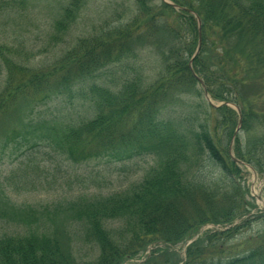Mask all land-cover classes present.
<instances>
[{"label": "trees", "instance_id": "16d2710c", "mask_svg": "<svg viewBox=\"0 0 264 264\" xmlns=\"http://www.w3.org/2000/svg\"><path fill=\"white\" fill-rule=\"evenodd\" d=\"M168 1L171 4L164 1L149 15L151 19L161 17L173 43L153 82H146L144 66H132L129 46L140 28L130 24L105 22L88 38L78 40L73 49L62 50L45 63L32 62L35 56L21 47L0 46V117L18 114L21 126L0 138V151L11 147L30 159L33 151L38 156L42 148V157L58 156L73 165L126 162L144 156L153 161L143 180L131 188L107 197L81 198L66 208L51 205L53 211L50 206L13 205L0 175V221L28 228L23 234L0 237V264H124L152 245L187 244L198 234V227L208 223L226 230L200 236L186 248L183 264H264V234L248 236L237 248L228 245L252 220L248 216L233 226L235 218L250 212L238 184L242 175L238 162L264 175V114L249 102L243 103L246 79L232 64L231 44L247 31L264 46V0ZM24 2L4 6L2 19ZM81 2L71 0L66 6L54 24L49 45L64 41L78 19ZM139 3L145 7L142 0ZM226 4L236 6L242 18L223 14ZM167 11L174 14L173 21L167 19ZM147 22L143 30H148ZM116 68L123 74L110 80L108 74ZM198 86L202 96L206 90L209 99L221 105L212 106L205 97L198 107L201 111L180 107L166 115L172 91ZM78 99L74 107L71 100ZM54 101L63 107L49 118H39L37 110ZM230 104L241 111L237 134L239 118ZM254 121L259 123L254 126ZM41 164L40 160L34 164L33 175ZM211 170L231 183L230 192L205 178ZM189 208L196 213L186 212ZM60 209L67 210L70 225L81 227L80 240L98 248L94 262L80 263L69 242L50 231L51 212L57 214Z\"/></svg>", "mask_w": 264, "mask_h": 264}, {"label": "rangeland", "instance_id": "374dc122", "mask_svg": "<svg viewBox=\"0 0 264 264\" xmlns=\"http://www.w3.org/2000/svg\"><path fill=\"white\" fill-rule=\"evenodd\" d=\"M12 1L19 2L20 0H0V46L5 45L14 49L21 47L28 55L33 54L35 56L32 60L35 63L50 62L54 59L55 54L59 56L60 51L63 50L64 53L71 48L73 49L78 40L88 38L95 28L99 30L105 22L114 23V25L130 24L133 25L132 27L140 28L139 31H136L135 37L130 42L131 46H129L132 52L130 54L133 55L131 60L133 65L132 63L131 65L134 67L137 65L144 66L146 82H153L163 68V58L168 55L170 46L173 45L168 31L164 28V21H160L161 17L158 20L150 17L155 14V10L164 1L171 4L168 0H142L145 5L144 8L139 0H82L81 10L77 14L78 19L70 28L69 34L64 37V41L56 45H49V40L55 33L54 24L63 17L64 9L71 0H24L23 6L17 5L14 14L10 16L5 13L10 17L2 19V8L8 7ZM176 11L178 12V10ZM222 12L228 16L241 17L238 8L230 4L224 5ZM165 15H167V19L173 21L174 14L167 11ZM146 19L148 30H143L141 26H144ZM201 45L202 41L195 48L196 55ZM231 49V56L235 55L231 59L233 60L232 64L238 66V71L243 72L244 79H246L241 91L243 103L249 102L252 108L264 114V46L260 38H256L245 31L236 36L235 41L231 44ZM227 64L230 68L231 63L227 62ZM113 70L108 74L110 80L122 76L123 73L120 69ZM112 71L113 75L111 74ZM128 74L133 75L131 70H128ZM168 99L167 103L171 104L166 107V115L173 114L175 110L180 111V107L186 108L190 112L201 111L199 106L203 104V100H206L204 95L202 96L201 86L196 89L181 87L179 90L172 91ZM75 101L74 103V100H71L74 107L80 102L79 99ZM65 102L67 106L69 105L68 108H73L72 103L68 100ZM210 102L216 107L221 105L212 99ZM62 107L63 104L60 101H54L40 107L36 113L39 118H49ZM229 107L237 113L239 118L235 132L237 134L241 130L242 116L240 117L237 107L234 105ZM64 109L67 110L66 106ZM77 112L82 114L83 109L78 108ZM217 114L214 115L213 119L210 116L209 120H215ZM18 118V114L15 113L0 117V138L8 134L10 129L21 127ZM257 123L259 121H254L253 125L256 126ZM233 142L230 148L231 155L235 158L232 150L235 145ZM43 152L45 151L41 148L39 155L36 156L37 153L34 154L33 151L31 153L33 155L28 159V155H23L21 151L11 147L7 151H0V175L3 181L5 180L6 192L13 205L38 208L50 206L52 207L50 211H53L51 205H61L60 208H66L69 202L81 198L92 200L107 197L140 183L153 166L152 158L145 156L126 162L102 160L73 165L63 162L58 156L42 157ZM38 160L42 163L41 169H36V173L33 175L32 167L34 164L36 165ZM27 165H30L29 171L26 169ZM239 166L242 175L238 184L241 186V194H244V204L248 205L250 212L248 215V211H245L244 213H247L245 217L235 218L233 226L241 225L248 216H252V220L236 236H233L232 241H229L230 243L228 242V245H234L233 248H237V244L248 236L258 237L264 234V175L246 165L239 164ZM211 172L206 173L205 178H209V181L216 187L227 189L230 192L231 183L220 173L215 172L214 175L212 170ZM186 212L195 214L196 210L189 208L186 209ZM52 213V221L48 224L50 231L57 232L64 243L69 242L75 258L80 263L94 262L99 255L98 248L80 240L81 227L68 223L67 210L60 209L57 214ZM189 217L193 216H187V218ZM118 226V224L113 225V227ZM194 226L197 227L195 224ZM223 227L208 223L198 227L199 231L196 236L198 238L207 232L226 230ZM27 231L28 228H21V226L0 221V237L23 234ZM67 232L70 241H68ZM188 245L184 244V241L174 247L152 245L139 256L126 261L124 264H151L152 262L153 264H183L186 261ZM157 249L162 250V252H157ZM220 254L223 257L227 255L226 253Z\"/></svg>", "mask_w": 264, "mask_h": 264}, {"label": "water", "instance_id": "95a60500", "mask_svg": "<svg viewBox=\"0 0 264 264\" xmlns=\"http://www.w3.org/2000/svg\"><path fill=\"white\" fill-rule=\"evenodd\" d=\"M200 22V21H199ZM201 39V38H200ZM199 50H200V47H199ZM199 50H198V53H199ZM205 95L207 96V91H205ZM237 111L239 112V115H240V117H241V113H240V111H239V109H237ZM240 123H241V121H240Z\"/></svg>", "mask_w": 264, "mask_h": 264}]
</instances>
